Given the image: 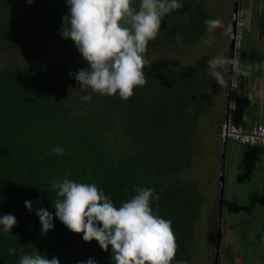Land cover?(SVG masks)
<instances>
[{"label":"trees","instance_id":"trees-1","mask_svg":"<svg viewBox=\"0 0 264 264\" xmlns=\"http://www.w3.org/2000/svg\"><path fill=\"white\" fill-rule=\"evenodd\" d=\"M181 3L182 8L161 22V44L167 35L173 37L168 21L185 11L187 18L179 26L181 30L187 26L184 36L189 27L188 36L193 40L201 33L206 15L202 4L190 10V0ZM67 14L65 0H33L31 4L0 0V44L5 52L10 51L0 64V216L10 213L17 219L10 234L0 230V264H19L21 255L34 251L48 259L55 256L60 264H77L89 257L96 264H112L111 246L105 252L97 241L85 242L82 233H73L55 216L54 228L40 234L35 210L42 207L54 214L57 196L51 183L66 173L68 179L103 189L117 208L135 195L133 185L153 188L160 199L150 207L157 211L158 204L159 216L172 221L177 243L172 264H192L189 238L201 195L194 183L181 181L178 172L188 166L190 137L202 104L198 100L192 103L190 93L198 94L200 89L193 75L197 70L206 71L207 58L201 56L193 65L177 69L160 63L146 65V84L135 87L128 100L118 93L101 97L91 89H82L75 77L69 76V72L87 67V62L75 43L59 32ZM243 40L236 55L241 68L247 67L242 58ZM151 45L155 43L149 42L145 58ZM45 46L56 52L42 59L38 50ZM234 79L244 102L248 95L243 89L244 77ZM84 95H91V101H83ZM235 121L243 124L240 109ZM109 133L126 142L118 156L106 145ZM56 146L65 153H53ZM25 200L32 202L31 212ZM257 202L264 203V182L260 193L248 194L245 211L251 212ZM255 237L264 243L263 216ZM9 248H15L16 253L10 255Z\"/></svg>","mask_w":264,"mask_h":264},{"label":"clouds","instance_id":"clouds-1","mask_svg":"<svg viewBox=\"0 0 264 264\" xmlns=\"http://www.w3.org/2000/svg\"><path fill=\"white\" fill-rule=\"evenodd\" d=\"M32 2L27 0L29 4ZM65 2L69 14L62 17L59 32L63 38H70L75 43L87 62V67L75 73L69 72V76H74L82 89H91L101 97L118 93L125 101L133 95L135 87L146 84L143 69L152 62L147 61L144 54L149 42L157 39L163 18L183 7L181 0H140L138 8L134 6V0ZM239 9L237 6L236 18ZM204 24L208 33L219 28L224 29L225 36H231V26H225L221 18L206 19ZM214 39L213 35H208L203 43L210 47ZM229 66L231 76L228 75ZM208 68L223 88L228 87V81H232L234 76L250 75L247 67L241 68L238 61L228 55H216L209 59ZM257 95L264 96V90ZM81 99L89 102L92 97L84 95ZM215 131L218 135V128ZM52 151L59 155L65 153V149L59 146ZM87 175L91 179V173ZM67 177L66 173L63 179L52 180L51 187L56 190L57 196L53 205L54 214L42 207L35 210L41 224V235L54 228L55 216L73 233H82L85 242L95 240L105 252L111 246L112 264H172L177 251L176 237L172 221L159 216V205L156 206L157 211L150 207L152 201L160 199L153 188L133 185L135 195L117 208L104 190L95 184L78 183ZM24 205L30 212L33 210L30 200H25ZM16 225L14 215L0 216V230L5 234H10ZM15 253V248H9L10 255ZM19 264L60 262L55 256L48 259L34 251L21 255ZM77 264H96V261L89 257L86 261H77ZM176 264L188 262L177 261Z\"/></svg>","mask_w":264,"mask_h":264},{"label":"rangeland","instance_id":"rangeland-1","mask_svg":"<svg viewBox=\"0 0 264 264\" xmlns=\"http://www.w3.org/2000/svg\"><path fill=\"white\" fill-rule=\"evenodd\" d=\"M190 1L192 3L189 5L190 10H195L198 5L202 4V10L206 13L204 21L221 18L225 26L230 25L232 0ZM139 3L140 0H134L135 7L138 8ZM239 3L242 23L241 27L239 26L236 30L239 31V36L236 37L238 40L235 41L233 47L235 48V50L233 49L235 59L241 38L246 39L251 31V29H245V23L249 18L247 15L250 11H245L243 0H239ZM187 13L185 11L175 20L168 21L167 28L168 32L173 34L172 38L166 34L164 43L161 44L163 37L162 39L157 37L152 42L155 45L150 46L145 58L152 62L151 65L160 63L164 67L177 69L193 65L201 56H206L209 61L216 55H227L229 41L228 36L224 35V29L218 28L213 33H208L203 21L200 26V28L202 27L201 33L195 40L188 36L191 32L190 27L187 30V36H184L183 31L187 26L184 30H181L179 26L186 20ZM208 35L215 37L210 47L203 43ZM243 43L244 40L241 45ZM24 52L22 49L21 54ZM38 52H40L39 57L43 59L54 54L56 49L52 46H45ZM9 54L10 51L5 52L0 44V64L9 58ZM21 57L23 58V56ZM193 76L196 77L194 82L200 89L198 94L190 93L193 95L192 103L198 100L202 104L196 120L197 124L194 126V134L190 137L191 149L188 155V166L178 172L179 179L194 183L201 195L198 216L192 224L189 238L191 263L214 264L215 261L216 264H264V243L257 242L255 237L260 219L262 216L264 217V203L257 202L251 212L244 209L248 194L260 193L262 190L264 150L227 142L223 164L221 210H219L221 222L219 223L217 201L220 141L213 125L215 126L216 120L219 119L217 121L219 122L222 117L225 88L221 87L212 77L208 65L206 71L197 70ZM105 138H107V147L114 151L115 156H118L125 148V140H122L121 143L110 133ZM217 231L219 239L216 243Z\"/></svg>","mask_w":264,"mask_h":264},{"label":"crops","instance_id":"crops-1","mask_svg":"<svg viewBox=\"0 0 264 264\" xmlns=\"http://www.w3.org/2000/svg\"><path fill=\"white\" fill-rule=\"evenodd\" d=\"M243 1L245 11H250L245 29L251 31L244 41L242 58L250 70V75L244 77L242 83L245 93L248 94L247 100H240L238 109L241 110L243 124L248 125L260 120L264 110V96L257 95L264 90V0Z\"/></svg>","mask_w":264,"mask_h":264},{"label":"built area","instance_id":"built-area-1","mask_svg":"<svg viewBox=\"0 0 264 264\" xmlns=\"http://www.w3.org/2000/svg\"><path fill=\"white\" fill-rule=\"evenodd\" d=\"M238 19V20H237ZM241 14L238 11V16L235 23V35L239 36L237 28L241 27ZM237 41L238 39H234ZM237 90L235 79L230 80V91L227 104V122L225 128V136L228 142H235L238 145L262 146L264 147V110L261 119L248 125H244L235 121V112L239 107L240 99Z\"/></svg>","mask_w":264,"mask_h":264},{"label":"water","instance_id":"water-1","mask_svg":"<svg viewBox=\"0 0 264 264\" xmlns=\"http://www.w3.org/2000/svg\"><path fill=\"white\" fill-rule=\"evenodd\" d=\"M237 6H238V0H232V15H231V20H230V26H231V36H228V52L227 55L231 58L233 57V47H234V35H235V23H236V11H237ZM230 71L228 75L231 76V66ZM229 82L228 81V87L225 88V97H224V106H223V112H222V117L218 125V135L220 138V147H219V168H218V183H219V192H218V215L217 219L218 222H221L220 218V213L219 210H221V195H222V187H223V164H224V158H225V148L227 144L226 136H225V128H226V122H227V104H228V95H229ZM216 243L218 242V231L216 233ZM215 243V247H216ZM215 258V257H214ZM214 264L215 261H214Z\"/></svg>","mask_w":264,"mask_h":264},{"label":"flooded vegetation","instance_id":"flooded-vegetation-1","mask_svg":"<svg viewBox=\"0 0 264 264\" xmlns=\"http://www.w3.org/2000/svg\"><path fill=\"white\" fill-rule=\"evenodd\" d=\"M224 90H225V89H224ZM217 119H218V118H217ZM218 120H219V119H218ZM218 120H216V124H215V126L213 125V127L215 128V130H216V126H217V123H218L217 121H218Z\"/></svg>","mask_w":264,"mask_h":264},{"label":"bare ground","instance_id":"bare-ground-1","mask_svg":"<svg viewBox=\"0 0 264 264\" xmlns=\"http://www.w3.org/2000/svg\"><path fill=\"white\" fill-rule=\"evenodd\" d=\"M243 37V36H242ZM236 38V35H234V39ZM234 43H235V40H234ZM240 46V45H239Z\"/></svg>","mask_w":264,"mask_h":264}]
</instances>
